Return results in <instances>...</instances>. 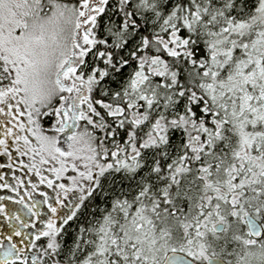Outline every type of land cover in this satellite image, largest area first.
Returning <instances> with one entry per match:
<instances>
[{
  "label": "snow or ice",
  "instance_id": "obj_1",
  "mask_svg": "<svg viewBox=\"0 0 264 264\" xmlns=\"http://www.w3.org/2000/svg\"><path fill=\"white\" fill-rule=\"evenodd\" d=\"M0 161V264H264V0H0Z\"/></svg>",
  "mask_w": 264,
  "mask_h": 264
},
{
  "label": "rangeland",
  "instance_id": "obj_2",
  "mask_svg": "<svg viewBox=\"0 0 264 264\" xmlns=\"http://www.w3.org/2000/svg\"><path fill=\"white\" fill-rule=\"evenodd\" d=\"M0 162H2V161H0ZM0 171H3V170H2V169H0ZM8 176H9V178H10L11 174H10V173H8Z\"/></svg>",
  "mask_w": 264,
  "mask_h": 264
}]
</instances>
